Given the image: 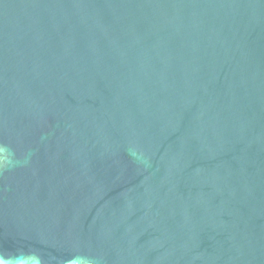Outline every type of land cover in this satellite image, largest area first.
Here are the masks:
<instances>
[{"label": "water", "instance_id": "95a60500", "mask_svg": "<svg viewBox=\"0 0 264 264\" xmlns=\"http://www.w3.org/2000/svg\"><path fill=\"white\" fill-rule=\"evenodd\" d=\"M0 264H264V0H0Z\"/></svg>", "mask_w": 264, "mask_h": 264}]
</instances>
